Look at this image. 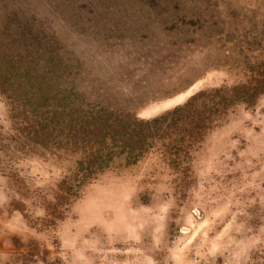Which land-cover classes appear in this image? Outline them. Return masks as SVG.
Listing matches in <instances>:
<instances>
[{
    "label": "rangeland",
    "instance_id": "1",
    "mask_svg": "<svg viewBox=\"0 0 264 264\" xmlns=\"http://www.w3.org/2000/svg\"><path fill=\"white\" fill-rule=\"evenodd\" d=\"M245 55L264 57V0H0V264H254L264 253V95L216 123L188 174L159 147L136 163L119 156L55 224L48 203L80 153L40 145L31 129L69 93L159 115L245 81L246 65L232 63Z\"/></svg>",
    "mask_w": 264,
    "mask_h": 264
},
{
    "label": "trees",
    "instance_id": "2",
    "mask_svg": "<svg viewBox=\"0 0 264 264\" xmlns=\"http://www.w3.org/2000/svg\"><path fill=\"white\" fill-rule=\"evenodd\" d=\"M184 24L185 27L196 26L193 22ZM198 27L201 29L202 25ZM173 28L175 26L169 29ZM233 61L246 65L250 74L245 81L201 89L183 103L150 118L139 116L127 106L129 104L119 101L116 105L103 101L96 103L87 96L77 102L70 93L64 97V110L55 108L46 117L37 111L31 123V129L37 136L34 141L45 147L47 141H63L64 148H73L80 153L75 170L61 180L55 200L48 203L49 223L64 219V203H70L83 187L104 173L119 156L124 155L128 163H136L151 148L159 147L171 166L188 174L193 152L216 123L235 105L255 106L264 95V57L252 62L245 55ZM16 115L19 112L13 117ZM26 124L29 123L20 124L19 132H26L25 137L33 141L30 137L32 131L26 128ZM23 139L17 137L18 147L25 145ZM255 259L254 264H264V253H259Z\"/></svg>",
    "mask_w": 264,
    "mask_h": 264
}]
</instances>
